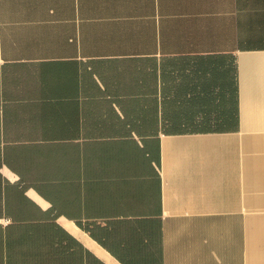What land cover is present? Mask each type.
<instances>
[{"label":"crops","instance_id":"crops-1","mask_svg":"<svg viewBox=\"0 0 264 264\" xmlns=\"http://www.w3.org/2000/svg\"><path fill=\"white\" fill-rule=\"evenodd\" d=\"M0 264H264V0H0Z\"/></svg>","mask_w":264,"mask_h":264}]
</instances>
